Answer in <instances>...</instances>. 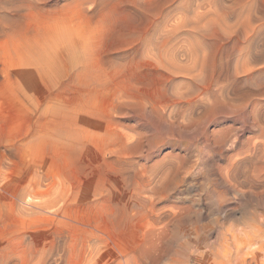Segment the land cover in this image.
Segmentation results:
<instances>
[{
  "label": "rangeland",
  "instance_id": "374dc122",
  "mask_svg": "<svg viewBox=\"0 0 264 264\" xmlns=\"http://www.w3.org/2000/svg\"><path fill=\"white\" fill-rule=\"evenodd\" d=\"M0 264H264V0H0Z\"/></svg>",
  "mask_w": 264,
  "mask_h": 264
}]
</instances>
